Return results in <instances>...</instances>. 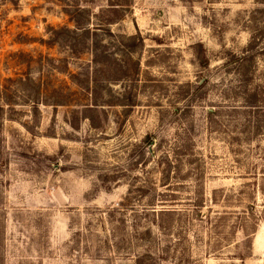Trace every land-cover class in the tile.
Here are the masks:
<instances>
[{
	"label": "rangeland",
	"instance_id": "obj_1",
	"mask_svg": "<svg viewBox=\"0 0 264 264\" xmlns=\"http://www.w3.org/2000/svg\"><path fill=\"white\" fill-rule=\"evenodd\" d=\"M0 264H264V0H0Z\"/></svg>",
	"mask_w": 264,
	"mask_h": 264
},
{
	"label": "trees",
	"instance_id": "obj_2",
	"mask_svg": "<svg viewBox=\"0 0 264 264\" xmlns=\"http://www.w3.org/2000/svg\"><path fill=\"white\" fill-rule=\"evenodd\" d=\"M96 100V99H95ZM96 102V101H95Z\"/></svg>",
	"mask_w": 264,
	"mask_h": 264
}]
</instances>
